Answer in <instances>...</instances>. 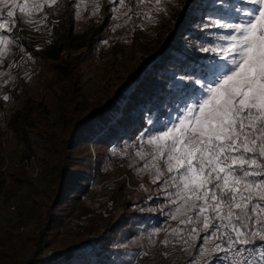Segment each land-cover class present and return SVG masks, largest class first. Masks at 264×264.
I'll use <instances>...</instances> for the list:
<instances>
[{
  "label": "rangeland",
  "instance_id": "1",
  "mask_svg": "<svg viewBox=\"0 0 264 264\" xmlns=\"http://www.w3.org/2000/svg\"><path fill=\"white\" fill-rule=\"evenodd\" d=\"M70 1L75 34L86 33L90 30V26L99 25L102 20L101 10L105 6H108L109 14L94 49L63 51L60 54L61 59L72 61L77 58L79 84L81 90L87 95H89V81L94 82L97 99L108 93L110 88H118L120 84L128 95L136 86V82L129 80L140 61L148 60L144 70L158 61L159 56L153 52L156 33L161 25L170 21L171 13L177 7L176 0L165 3L167 14L152 10L151 17L154 19L146 17L141 8L136 7V0H125L126 7L123 8L118 0ZM204 1L203 13H199L197 9L190 12L191 16H198L192 24L194 28L185 33L183 28L181 33L184 34L180 37L181 52L195 55L199 65L190 66L191 68L185 70V73L189 71L188 74L184 76L181 70L182 72L177 77L180 83L170 89L162 106L144 114L145 126L140 134L131 140H115L102 151L100 165L95 160L93 141L105 130L94 133L93 138L87 144L82 143L80 153L88 167L75 172L68 179L64 194L66 203L62 211L63 215H67L68 218H65L66 222L61 227H52L46 233L38 257L32 256V252L34 239L40 226L31 212L35 207L42 209L46 205L48 194L54 186V179L49 169L40 167L36 162L37 156L42 155L41 152L32 157L30 161L24 162L23 145L6 127L12 111L21 109V100L13 104V110H7L8 105L4 108L0 107V156L2 157L0 169L4 173L7 189L6 193L0 197V224L12 235V247L4 254L0 253V264H81L76 254L82 250L88 251L85 241L92 237L96 238L101 232L104 219L109 217L113 211L114 189L122 184V191L119 194L124 197L125 201L129 199L128 193L134 191L148 194L145 202L134 206L136 211L144 213L145 218L137 223L132 236L116 237L111 242L110 259L107 264H201L197 250L202 240H199V245L195 250L177 242L175 238H172L173 242L167 246L161 244L171 229L184 227L179 224V220L170 219V214L175 208V205L170 203V199L173 198L170 194L174 192V189L165 184L166 177L153 183L152 175L147 170L139 171L150 156L142 160L136 154L141 151L147 154L151 151L147 140L162 130L163 126L170 125V122L175 120L188 96L199 87L195 80L201 75L203 66L209 63L214 55L202 49L223 43L219 40V36L229 31L212 26L214 22H239L243 18V10L253 7L247 0ZM97 3L100 5L98 10L96 9ZM129 8L132 11H128ZM149 8L152 6H146L145 11ZM237 9L241 11L237 12ZM94 12L95 15H93ZM125 12L127 15L124 14ZM137 12L141 14L138 16ZM45 13L47 19L40 23V18ZM201 16L202 21H199ZM62 18V0H59L54 9L45 8L44 13L38 14L35 17L36 23L32 25L21 20L17 13L14 30L24 33L30 45L40 50L56 40ZM125 19L131 20L134 24L124 22ZM10 36L13 40V43L9 45L10 51L0 58L2 61L0 62V98L7 102L11 91L17 87L18 77H24L30 90L31 100L34 103H40L39 109L43 111L41 115L45 116V111H48L47 123L55 133L57 145L62 121L55 98L43 86L44 80L53 75L52 62L50 60L41 61L33 56L21 40L11 34ZM179 56L174 57L178 60ZM144 70L140 76L144 74ZM166 71L170 73L171 68H166ZM66 85H69V82H66ZM124 101L110 115L111 123H114L122 113ZM98 107L95 100L93 105H88L81 117L88 118L92 109ZM88 153H91L90 161H87ZM11 204L16 207L14 211L8 210ZM157 229L161 231L153 235ZM72 244H78L80 247L71 257L57 256L64 253ZM183 248H188V250L183 251ZM259 250L264 251V248H259ZM246 254L250 259L253 256L259 257L257 251L246 252ZM219 255L224 256L223 253ZM211 264H221V261L214 259Z\"/></svg>",
  "mask_w": 264,
  "mask_h": 264
},
{
  "label": "snow or ice",
  "instance_id": "2",
  "mask_svg": "<svg viewBox=\"0 0 264 264\" xmlns=\"http://www.w3.org/2000/svg\"><path fill=\"white\" fill-rule=\"evenodd\" d=\"M168 2L136 0V7L154 19L151 11L167 14ZM247 2L253 7L243 10L239 22H214L212 26L229 31L219 36L223 43L202 49L214 55L195 80L199 87L175 120L147 140L151 151L136 154L142 160L150 156L139 171L147 170L153 183L166 177L165 184L174 189L170 219L184 227L171 229L161 244L175 238L195 248L202 240L197 250L201 264L214 259L264 264V251L255 249L258 258L245 255L257 242L264 248V0ZM58 3L0 0V58L10 51L17 13L32 25L45 8ZM118 3L126 7L125 0ZM148 5L152 8L145 11ZM46 19L45 13L39 22Z\"/></svg>",
  "mask_w": 264,
  "mask_h": 264
},
{
  "label": "trees",
  "instance_id": "3",
  "mask_svg": "<svg viewBox=\"0 0 264 264\" xmlns=\"http://www.w3.org/2000/svg\"><path fill=\"white\" fill-rule=\"evenodd\" d=\"M204 0H176L177 7L171 13L170 21L161 25L156 33L153 52L159 58L146 70L147 59H142L131 75L130 82H136L135 88L127 95L124 87L120 84L118 88H110L102 98H96L94 82L89 81V95L81 90L78 72L79 64L77 58L72 61L61 59L60 54L67 50H79L86 48L92 50L97 41L108 17V6L101 10L102 20L99 25L90 26V30L83 34L73 32L72 16L70 12V0H62L63 18L59 25V32L56 40L46 48L37 50L33 48L24 33L13 30L11 35L21 40L33 54L41 61L52 62L53 75L44 80L43 86L55 98L58 107V114L62 121V128L59 133V142L56 145L55 133L47 123L48 111L45 116L39 109L40 103H34L29 95V87L25 78L19 76L17 87L14 88L9 100L6 102L0 98V107L8 105L7 110H13V104L21 100V109H15L7 120L6 127L14 138L23 145L22 158L27 162L38 153L36 162L40 167L51 171L54 186L47 197V203L42 208H33L31 215L36 217L39 223V231L35 236L34 250L32 256L38 257L46 233L52 227H61L68 218L62 211L66 200L65 190L68 186V179L73 174L86 166L81 157L80 149L82 143H88L94 133L105 130L93 141L95 160L98 165L102 162V151L108 148L115 140L126 141L136 138L145 126L143 116L150 110L159 109L168 97L170 89L180 83L177 77L183 70V76L189 71L190 66L197 64L195 55L182 53L180 49V37L185 32H190L193 22L198 16H191L193 9L203 13L205 9ZM203 4V5H202ZM202 21L201 18L198 19ZM133 25L131 20L125 19ZM184 28V33L181 31ZM181 35L178 37V35ZM180 55L179 59L174 56ZM171 68L168 73L166 68ZM144 70V74L140 76ZM194 70V69H193ZM69 82V85H66ZM127 95V98H126ZM97 101L99 107L92 109L88 118L81 117L88 105ZM125 100V101H124ZM123 103L122 113L111 123L110 115L118 106ZM162 109V108H161ZM46 110V109H44ZM162 111V110H161ZM160 111V112H161ZM54 151V154L52 152ZM90 161L91 153L86 155ZM2 157L0 156V164ZM122 185L115 187L113 193L114 207L112 214L103 221V228L96 238L92 237L85 241L88 251H80L76 254L81 264H107L110 259L111 242L116 237L132 236L139 221L145 218L144 213L136 211L134 206L142 204L148 198L146 192L134 191L128 193V200L119 194ZM5 176L0 169V197L6 193ZM196 241V246L199 245ZM12 247V235L0 224V253L9 251ZM80 245H69L66 251L58 254V257H71L78 250ZM261 248L260 242L254 246ZM196 248V247H195ZM195 248H193L195 250ZM192 249V248H191ZM192 250V252H194Z\"/></svg>",
  "mask_w": 264,
  "mask_h": 264
},
{
  "label": "built area",
  "instance_id": "4",
  "mask_svg": "<svg viewBox=\"0 0 264 264\" xmlns=\"http://www.w3.org/2000/svg\"><path fill=\"white\" fill-rule=\"evenodd\" d=\"M24 162H27V161L24 160ZM15 209H16V207L13 204H11L10 206H8V210H10V211H14ZM245 255H247V254L245 253ZM224 264H228V262L227 261H224Z\"/></svg>",
  "mask_w": 264,
  "mask_h": 264
}]
</instances>
